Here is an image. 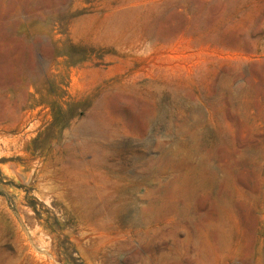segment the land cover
I'll use <instances>...</instances> for the list:
<instances>
[{
    "label": "rangeland",
    "instance_id": "374dc122",
    "mask_svg": "<svg viewBox=\"0 0 264 264\" xmlns=\"http://www.w3.org/2000/svg\"><path fill=\"white\" fill-rule=\"evenodd\" d=\"M19 240L264 264V0H0V249Z\"/></svg>",
    "mask_w": 264,
    "mask_h": 264
},
{
    "label": "bare ground",
    "instance_id": "6f19581e",
    "mask_svg": "<svg viewBox=\"0 0 264 264\" xmlns=\"http://www.w3.org/2000/svg\"><path fill=\"white\" fill-rule=\"evenodd\" d=\"M139 225V220L136 221ZM45 260V259H44ZM51 263V262H50ZM0 264H49L37 257L35 252H29L28 247L19 240L18 245L13 251L0 249Z\"/></svg>",
    "mask_w": 264,
    "mask_h": 264
}]
</instances>
